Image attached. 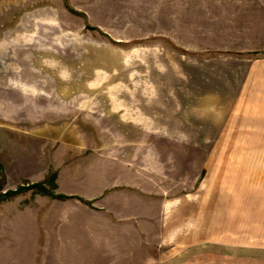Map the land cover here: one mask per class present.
<instances>
[{
  "label": "rangeland",
  "instance_id": "374dc122",
  "mask_svg": "<svg viewBox=\"0 0 264 264\" xmlns=\"http://www.w3.org/2000/svg\"><path fill=\"white\" fill-rule=\"evenodd\" d=\"M0 264H264V0H0Z\"/></svg>",
  "mask_w": 264,
  "mask_h": 264
},
{
  "label": "trees",
  "instance_id": "16d2710c",
  "mask_svg": "<svg viewBox=\"0 0 264 264\" xmlns=\"http://www.w3.org/2000/svg\"><path fill=\"white\" fill-rule=\"evenodd\" d=\"M53 176H55L56 177V175L55 174H53ZM50 185H51V188H54V189H56L57 188V185H56V183H55V178H50ZM28 188H38V190H41L42 192H44L45 194H47V195H50V196H55L56 195V197L58 198V199H63V198H65V195H63V194H55L54 192H53V189H51V188H46L45 187V185L43 184V183H36V184H33L32 186H30V187H19L16 191H9L8 192V196H14V194H16V193H18V192H20V191H22V190H25V189H28Z\"/></svg>",
  "mask_w": 264,
  "mask_h": 264
}]
</instances>
